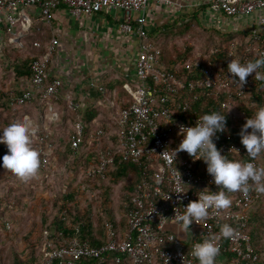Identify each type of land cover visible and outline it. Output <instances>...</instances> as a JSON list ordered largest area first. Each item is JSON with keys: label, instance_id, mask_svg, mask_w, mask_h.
Returning <instances> with one entry per match:
<instances>
[{"label": "built area", "instance_id": "built-area-1", "mask_svg": "<svg viewBox=\"0 0 264 264\" xmlns=\"http://www.w3.org/2000/svg\"><path fill=\"white\" fill-rule=\"evenodd\" d=\"M149 1L0 0V19L6 20L8 30H12L18 22L25 24L22 9L26 6H36L40 15H49L54 7L64 5L75 16L121 10L119 29L138 39L135 64L138 82L127 86L132 101L120 110L117 120V140L122 160L142 168L140 180L124 199L122 208L126 228L120 232L114 220L108 219L105 223V242L93 244L79 235H72L63 239L57 247L45 231V255L38 264H103L108 260L117 264H197L189 254L191 245L206 237H218L220 225L224 223L233 224V234L230 238L219 237L216 240L219 254L229 251L234 255V259L224 264H260L247 226L251 203L264 193L257 192L254 185L246 192L228 193L231 199L229 208L219 211L209 209V215L204 220L190 225V233L179 235L172 228L181 229L175 214H182L183 206L196 200V194L204 187L215 191L216 186L211 183L212 177L206 172L202 160L193 159L184 151L177 153L174 159L168 150L176 148L181 140L179 126H191L197 117L204 114L200 106L205 104L204 98H214L218 111L226 114L230 122L239 127L259 106L264 105V101L258 103L252 100L254 90L264 86V81L257 80L254 73L249 74L240 88L227 73V64L231 59L244 63L251 59L253 51L259 53V57L264 56V0H209L213 11L228 16L260 12L256 26L250 30L245 45H242L244 41H233L228 46H211L207 51H196L183 66L171 67L160 61V49L148 40ZM56 42L53 39L49 50L31 62L32 76L22 94L8 92L11 104L33 100L46 102L52 97H60L62 80H49L50 53ZM68 106L77 109L78 103L69 99ZM48 111L51 120L58 118L50 104ZM25 117L34 129L32 146L39 153V169L52 171L57 152L51 132L46 126L42 128L36 119ZM221 134L231 138L227 126ZM213 139L222 155L241 154L240 145L231 141L219 142L217 137ZM85 141L101 145L98 161L86 170L87 174L105 178L116 154L112 133L102 127L87 132L86 123L79 120L70 140L74 154ZM231 148L239 152L230 151ZM254 163L264 167V154ZM187 188V192L176 193ZM104 212L105 208H101L100 213ZM6 226L10 227L9 222Z\"/></svg>", "mask_w": 264, "mask_h": 264}, {"label": "crops", "instance_id": "crops-1", "mask_svg": "<svg viewBox=\"0 0 264 264\" xmlns=\"http://www.w3.org/2000/svg\"><path fill=\"white\" fill-rule=\"evenodd\" d=\"M22 12L25 24L18 22L12 30H8L4 18L0 19V66L6 67L11 60L27 57L33 52H47L52 40L56 39L57 42L50 53L49 65V80H62L56 114L60 118L59 113H64L69 99H72L78 103L76 110L90 121L91 130L97 127L106 131V128L115 129L120 110L132 101L127 86L136 85L138 82L135 73L138 39L133 34L119 29L122 11H102L92 15L75 16L66 6L59 5L54 7L49 15H40L36 6H26ZM194 13H197L204 26L225 33L250 32L256 26L260 14L255 12L234 17L224 15L213 11L209 0H150L147 7L148 30L153 31L176 21L180 25L188 21ZM153 42L155 43V40ZM7 71L6 68L0 70V75ZM30 78L21 76L13 83L14 76L10 74L8 92H14V88L23 90L29 84ZM47 116L49 118L50 113ZM81 121L87 124L85 119ZM57 167L58 164L55 168ZM6 173L3 185H21V179L7 170ZM44 173L38 168L36 177H31L24 184L44 179ZM46 193L48 194V191L43 194ZM105 204V212L117 218L120 215L124 217L123 204L120 212L115 202L108 200ZM176 230L182 232L181 229ZM6 234L0 227V264L6 261V256L2 255L3 240H7V245L13 240V234ZM225 261L222 256H217L215 264H224ZM16 263L14 260V264Z\"/></svg>", "mask_w": 264, "mask_h": 264}, {"label": "trees", "instance_id": "trees-1", "mask_svg": "<svg viewBox=\"0 0 264 264\" xmlns=\"http://www.w3.org/2000/svg\"><path fill=\"white\" fill-rule=\"evenodd\" d=\"M193 25H197L198 27H196L205 33L202 37H198L201 41V50H195L193 43L186 44L185 46L174 45L172 46V50L167 47H161L159 42L160 35L175 36L177 34H182L188 29H191ZM248 35L249 32L247 31L225 33L217 29L207 28V26L202 24L197 13H194L188 21L180 25H178L176 21L153 31L148 30V40L152 43H154L153 40H155L154 44L161 52L159 57L160 61L169 67L174 65L183 66L184 62L196 51H207L211 46H228L233 41H244L242 45H245V40ZM43 53L44 51L37 53L33 52L27 57L24 56L23 58L11 60L9 65L5 67L8 71L2 76L0 75V117L2 119L0 121V127L7 125L11 121L22 120L26 115L39 121L42 124V128L46 126L51 132V138L56 144L57 158L53 160V164L55 167L58 164V167L55 168L52 165L53 172H45L43 180L50 181L53 178L60 180V182L57 181L54 185L56 186L54 187L56 189L55 195L52 199H47L51 200L48 206L49 208L43 209L42 211L40 233L38 235H33L31 232L30 234L33 236H37L35 237L36 239L24 245L20 252L15 251L13 253L14 260L17 261L16 264H38L43 259L46 244L45 231L48 232L49 238L54 241V247H57L62 244L63 239H67L72 235H79L81 238L87 239L93 244L105 242V223L110 218L114 220L120 232L125 230V217L120 215L117 218L115 215L108 214L107 211L101 214L100 209L106 207L105 203L108 200H112L110 199L109 183L119 184L122 182L118 195V198H122L120 192H122V194L131 193L142 176V168L138 164L122 160L119 151L120 146L117 140V132L119 130L118 124L115 129L106 128L107 131L111 132L113 135L112 145L116 154L114 161L108 167L106 177L101 178L100 176H91L86 172L90 166L97 163L101 145H91L85 141L78 148L76 154L73 153V149L71 148L70 140L75 133V124L77 121L85 119L87 122L86 131H91L90 121L83 117L78 112L79 110L71 109L67 106V108L64 109V113H59L60 118L58 117L56 120H51L47 116V114H49L48 104H50L55 111L56 104L59 102H57L58 99L54 97L46 102H37L33 100L23 104H11L10 94H8L10 90H7L8 82L10 81L9 75L12 74L14 76L12 80L13 83L14 80H18L21 76L31 77V62ZM257 57H259V53L253 51L251 53V59ZM22 92L23 90L14 88L15 95L22 94ZM202 100L205 104L200 105L201 112L218 111V103L215 102L214 98L209 97ZM252 100L258 103L264 101V86H260L259 90H254ZM226 126L228 128V135L231 138L228 139L226 136L224 137L219 133L217 139L219 142L231 141L236 143L240 145L242 150L241 154L229 153L226 154V156L229 159L240 161L248 160L249 158L247 157L246 150L240 143L239 132L241 127L232 124L227 117ZM4 151H6V149L3 145H0V154ZM0 170L6 171L3 168H0ZM35 177L36 175L32 178ZM24 182L25 180H19L21 185L24 184ZM7 195H9V193H6L4 197L6 198ZM123 203L124 201H121L117 204L119 207L118 212H120L121 204ZM3 221L4 219H2V215H0V226H3ZM229 225L233 227V224ZM247 228L252 238V244L259 254V263L264 264V195L251 203L248 209ZM28 239L29 234L26 237V240ZM218 256H222L228 262L234 259L233 253L229 251L218 254ZM103 264L117 263L108 260Z\"/></svg>", "mask_w": 264, "mask_h": 264}, {"label": "clouds", "instance_id": "clouds-1", "mask_svg": "<svg viewBox=\"0 0 264 264\" xmlns=\"http://www.w3.org/2000/svg\"><path fill=\"white\" fill-rule=\"evenodd\" d=\"M227 73L231 74L230 79L238 83L240 88L249 74L254 73L257 80L264 81V56L244 63L231 59L227 64ZM225 126L226 114L218 111L204 113L197 117L193 125L179 126L178 135L181 140L176 148L168 150L174 159L177 153L184 151L193 159L202 160L206 165V172L212 177L211 183L216 186L215 191L204 187L196 194V200L183 206L182 214H175L176 222L183 233H190V225L204 220L209 215V209L219 211L229 208L231 199L228 193L246 192L252 185L257 192L264 193V167L254 163L264 154V105L259 106L246 118L239 132L240 143L246 150L248 160L229 159L216 147L213 138L217 137V133L223 132ZM33 132L34 129L30 127L26 117L0 127V145L6 149L0 154V168L25 181L36 175L40 165L39 153L32 146ZM232 150L239 152L236 148H231L230 151ZM188 188L176 193L187 192ZM232 234V226L224 223L220 225L218 237H206L193 243L189 254L195 258L197 264H215L219 254L216 240L219 237L230 238Z\"/></svg>", "mask_w": 264, "mask_h": 264}, {"label": "rangeland", "instance_id": "rangeland-1", "mask_svg": "<svg viewBox=\"0 0 264 264\" xmlns=\"http://www.w3.org/2000/svg\"><path fill=\"white\" fill-rule=\"evenodd\" d=\"M196 26L197 25H193L191 29L175 36L160 35L161 37L159 38V42L161 47H167L172 50V46L174 45L185 46L186 44L193 43L195 50H201V41L198 37H202L205 33L201 29H198V26ZM4 68V65L0 66V69ZM6 174V171L0 170V199H3L6 193H9L6 198L4 197V199L0 201V215H2V219L5 221V223L4 221L2 222L3 226L0 227L2 230H5V234L7 233L6 235L9 236L10 233L13 234V240L8 245L6 242L7 240H3L4 250L2 255L6 256L4 264H14L13 253L15 251L20 252L24 245L31 243L36 239L35 237L37 236L33 235H38L39 229H41L42 211L43 209L49 208L48 206L50 205L51 200L47 199H52L55 195L56 189L54 187L56 186L54 185L57 181L60 182V180L56 178H53L50 181L36 179L30 184L12 185L11 183H7L5 186L3 183L5 181ZM121 186L122 182L119 184L109 183L110 199H112L111 201L115 202V204H118L125 199L126 194H122V192H120V196H122L123 199L121 197L118 198ZM45 191H48L49 195L47 193L43 194ZM6 222H9V228L6 226ZM172 228L174 230L176 229L175 227ZM31 232L33 235L30 234ZM178 233L179 235L183 234L181 231ZM28 234L29 239L26 240Z\"/></svg>", "mask_w": 264, "mask_h": 264}]
</instances>
